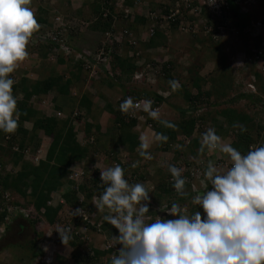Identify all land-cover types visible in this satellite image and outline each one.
Returning <instances> with one entry per match:
<instances>
[{
    "label": "trees",
    "instance_id": "16d2710c",
    "mask_svg": "<svg viewBox=\"0 0 264 264\" xmlns=\"http://www.w3.org/2000/svg\"><path fill=\"white\" fill-rule=\"evenodd\" d=\"M51 3L52 0H32L30 7L35 13V17L41 27L39 31L34 33L27 47H38L40 52H43L44 55H48L52 60H58L60 57H63L66 60H73L72 57L66 55L65 48L71 50L74 54L82 53V50H78L70 41L69 30L71 29V26L69 23H67L65 27H57L54 20L52 21L50 19L49 16L52 15L53 12L48 10L47 7ZM68 3L70 2L68 1ZM108 5L109 4H107V6ZM173 6L174 2L159 3V9L163 11L162 16L159 15V19H164L165 16L169 15L171 9L175 8ZM110 7L111 12L108 16H104L103 14L105 8L102 10L99 8L98 21L100 24L104 25L103 31L111 28L113 23L112 14L116 13L113 12L115 10L114 6ZM229 10L230 15L226 14L229 21L233 20V23L237 22V24L242 25V29H244L246 25L251 24L247 18H242L241 14L240 17L239 14L237 17L236 12H238L240 8L235 2L233 3V0H231ZM181 11L186 15L190 14L189 10L184 5L181 6ZM234 11L235 13H233ZM204 13V19L212 23L213 26L211 29L214 30H212L211 33H205V35L199 33V37L192 38L196 41H205L202 45L203 49L200 50H204V52L206 51L208 54L207 60L210 59L211 61H215L218 66L224 65V56L221 55H225L226 53L223 47L224 43H222V41H217L216 38L218 36H215L223 35L220 34L219 29H217L218 25L214 24L215 19L208 17L209 13L207 11H204ZM233 14H235V17ZM55 16L56 14L53 17L55 18ZM194 18H196V16H194ZM125 19L130 20L128 17H125ZM138 19L147 22V17L145 15L143 18L139 17ZM174 19L170 18L168 21L177 29L179 28L182 18L178 15V18ZM234 19H236V21H234ZM65 20L68 22V19ZM217 23H222L225 26L227 24L222 17L217 18ZM53 30H55L57 34L60 30L62 31L55 39L48 36L43 37V35H47L48 32ZM165 35L167 34L156 26L155 31L147 44L149 46H158L157 44H160V41H157V38L161 36L163 38L162 40H164V38H166ZM136 40L140 41V38L136 36ZM255 41L258 45H264L258 42L257 39H255ZM162 43L165 45L166 42L163 41ZM126 44L129 49H131L130 46L132 44ZM139 44L140 43H138V46ZM198 44L199 42H197V45ZM119 45L121 46L122 43L114 41L109 47L116 46L117 48ZM256 47L258 48V46ZM116 48H112L111 51L107 49L109 51L107 62L102 64V66L99 65V68L97 69L98 74L107 73L103 80L111 82V85L120 88L122 87V90L125 93L115 105L109 102L107 104L111 114L110 117L112 118V123L109 126L113 129L114 134L116 135L111 138L116 141L115 146L117 145L107 154L112 158L118 153L120 148L129 152L130 156L128 162L122 164L120 161H117L124 169V178L128 180L129 183L138 180L143 183L146 188L148 185L144 180L147 182L151 181L152 184H154L152 189L149 190V194L152 193L151 195L155 200L149 204L148 214L151 217V220H155L156 216L165 219H176L178 217L170 216L164 212L168 209V204L166 203L165 198L168 195H172L174 192L173 180H171L172 176L168 171V166L174 165L177 168L182 169V176L186 179V185L190 184V181L192 180L190 167L196 165L200 158L207 159V155H205V153L207 154V150H205L203 154L198 152L201 134L210 127L208 125L209 117L206 114H208L209 111L211 112V109L218 105L219 102L211 99V95L215 93L214 90H203L204 79L200 74L201 65L195 63L187 68L188 72L185 75H180L177 79L169 75L171 69L168 71L167 69L170 67H167V65L163 67L165 72L163 70L157 71V79H159L160 82L161 79L165 78L168 81H181L180 89L175 92L171 90L169 83L167 82L168 88L164 91L169 93L168 96L161 94L159 92L160 90L153 91L127 87L126 83L130 82V79L138 69V65H136L134 61L142 59V61L144 60L142 66H144L147 63L149 64V59H144L143 52L132 56H127L126 54L128 52H126L123 54L124 56H120L117 54V51L115 50ZM262 50V58L264 60V49ZM203 56V54L200 56V60H202ZM83 58V61L79 60L77 62L81 64L82 68H84L85 63H93L95 55L89 56L84 54ZM129 59L132 62L126 63L127 67H125L126 65L124 62ZM151 67L150 70L156 68L154 65ZM103 69L104 71H102ZM87 72L89 78L96 79L95 77H92L94 73L92 74L91 71ZM223 72V79L228 81L225 84H228L231 87L232 74L230 69ZM255 75L257 79L264 80L260 73H258V70H255ZM10 78L15 81L13 85L14 97L17 98L20 91H23L24 98L21 101H17L19 116L18 128L15 133L7 134L0 131V222H3L5 225L4 234L0 238V252L10 247L15 248L17 247L16 245H18L21 249L24 248L26 250L25 253L27 256L21 254L23 255L20 258L22 262H26L28 259L26 257H30V255L31 257L33 255L35 258L43 257L45 253L43 248L49 247L47 244L43 245L48 238L46 237V233L48 232L46 230L47 224V226L55 232L54 234L57 237L56 244L58 245V248L56 249L55 257L53 258L54 264H111V257L116 254L119 247H121L120 245H116L112 237L117 236L119 233L117 229L108 224L104 219L103 225H97L101 213L98 212L96 208H93V204L91 203L93 196H98L103 191V188L100 187L101 181L99 170L102 168H100V166L94 167L96 159L98 156H101L108 151L109 146L101 147V144H99L102 139L106 138V136H104V133L101 131L102 126L99 119H96L97 114L92 108L93 103L88 96V92L80 99V106L78 105L76 96L73 95L71 97V103L67 106V108L69 107L68 110L71 109L66 116L46 115L32 107L30 100L33 95L47 93L57 86H59L58 88L60 91L67 94L72 79L63 82V78L58 76L52 77V79L49 80H38L27 85L26 80L23 82V78L21 79V77L15 75L14 72L10 74ZM94 79L92 80V84L94 85L96 83L95 81L101 80V78H98L99 80ZM256 82V80H253V82L250 83L254 86ZM223 86L225 85L223 84ZM261 89L264 90V86ZM127 97H132L134 102L140 99L152 101L151 106L153 109H159L165 104L170 105L171 108L174 107V109L180 113V119L174 120L159 117L158 120L150 117L148 112H140V116L137 115V117H134L131 116L133 110H131L129 114H124L119 110V105ZM176 97L183 100L186 107L183 104L176 105L177 103L173 105L174 102H172L171 99ZM244 97H249L252 100L258 98L255 97L254 94L246 95V93H240L237 96V98ZM230 100L233 101V99ZM81 107L86 108L87 112H82L80 109ZM201 109H204L205 111L209 109V111H206L207 113H198ZM76 112H78L77 115H74ZM219 112L224 117L227 127H234V123L238 122L247 129L242 132L239 127H235L236 130L235 132L233 131L234 139L231 143L234 148L242 154H246L250 145L264 146V124H259V127L255 130L256 135H254L251 130L252 127L254 128V125H249L252 121L249 115L241 112L237 113L235 109L230 108L222 109ZM160 120H166L175 125V127H164L160 123ZM26 121H31L33 123L31 131L25 128L24 122ZM81 125H84L82 131H80ZM147 126L152 128L156 135L158 133H163L168 137L167 142L157 141L153 148L147 149V152L151 154L152 159H145L139 155L141 145L139 138L140 130ZM218 126L221 130H224L223 124ZM218 131H216V133L220 136ZM40 133L50 139L49 148L44 159H36L34 156H29V150L32 151L33 147L36 148L34 149L35 154H37L40 149L39 145H37L41 141V138L39 137ZM223 135L225 136L226 133H221V136ZM92 137L93 140H90ZM111 138L108 137V139ZM15 146L18 147V150L14 149ZM160 157L163 158V161H156ZM151 162H154V165H157L158 167V173L155 174L161 175L158 176V180H155V175L152 177L154 178V181L151 177H149L150 179H146L148 176L146 170L149 169H145V167ZM78 163L81 165L79 171H81L82 174L73 178L71 177L74 174L73 167ZM133 164L136 166L133 167ZM66 184L69 185V189L62 194L57 193V191H60ZM16 195L24 198L26 202L24 206L23 204L21 205L19 201L13 200V197ZM189 195L190 194L186 197L179 196L177 200L189 207V212L187 214L191 215L197 210L201 212L202 210L199 206L191 203L192 197H189ZM56 200H58L57 204H55ZM2 206L3 209L1 208ZM12 207L14 208L12 209ZM161 207L162 209H160ZM78 208H82L86 211L89 217L87 219H85L84 215L72 217V210ZM25 210L29 212L28 215L24 214ZM105 214L106 212L104 215ZM26 225L32 228L33 237L30 241L26 240L23 244L15 243L13 240H10L7 243L4 242L5 237L15 233L18 229L22 230L23 228H26ZM57 225L71 227L72 229V239L68 243V246L71 247V255H67V257L62 253V249L65 248V245L61 242L59 233L55 231ZM95 233L108 235L112 240L110 241L112 243L109 244L113 250L107 249L109 250L108 253V251L104 249L97 248L94 245L93 239Z\"/></svg>",
    "mask_w": 264,
    "mask_h": 264
},
{
    "label": "clouds",
    "instance_id": "9594fccd",
    "mask_svg": "<svg viewBox=\"0 0 264 264\" xmlns=\"http://www.w3.org/2000/svg\"><path fill=\"white\" fill-rule=\"evenodd\" d=\"M176 1L174 0L173 6L175 8L178 6ZM117 2L120 3L121 0H114V4L113 0H106V4H109L106 8L110 10V6L116 5L114 6L116 13H121L132 20L134 19L131 17L132 14L130 15V9H133V6L137 8L143 6L142 0H136L134 3L133 0H123L121 6ZM234 2L240 8L236 12L237 17L241 14L242 18L248 19L249 7L253 6L259 12L256 20L264 15V0L252 4L233 0ZM31 3L32 0H0V131L7 134L15 133L19 116L17 100L13 95L15 81L10 78V74L28 57L27 46L34 33L41 27L30 7ZM192 6L200 9L199 14L192 13L191 7H186L190 14L182 13L181 18L186 15L193 20V24L201 21L211 29L212 23L203 17L204 11H207L208 17L215 19L214 24L218 25L220 34L221 27L224 28V33L231 28L236 32H247L256 21L248 20L251 24L246 25L244 29L237 22L229 21L226 14L230 15L231 0H194ZM244 6H247V10ZM125 9H129V12L126 13ZM148 11V14L144 15L150 22L151 11ZM152 11L158 13L155 9ZM116 13L112 14V21L118 18ZM233 15L235 17V14ZM221 17L227 23L226 26L217 23V18ZM162 20L169 22L167 17ZM182 22L183 20L180 23ZM147 32L150 39V27ZM253 37L259 38V42L262 43V37L259 35ZM136 45L138 46V43ZM256 46L243 52L247 53L249 60L251 59L259 68V63L252 53ZM168 83L173 92L181 87L177 80H169ZM159 92L166 96L165 93ZM151 103L152 101H148L147 111L141 112H148L150 117L159 120L160 108L152 110ZM136 107L133 98L127 97L119 105V110L129 114ZM160 123L167 128L175 127L166 120H160ZM233 126L239 127L242 132L247 130L238 122ZM156 140L167 142L168 137L158 133ZM147 148L148 145L142 142L139 155L145 159H152ZM205 150L210 153L219 151L226 154L230 160V167L220 172L209 160L204 175L199 177L201 181L206 179L205 181L211 185V190L208 188L202 195L197 194L191 199L193 205L203 209V218L198 210L191 215L187 214L189 207L176 200L168 205L169 208L164 212L178 218L165 219L156 216L155 220H151L147 215L150 204L149 191L143 183L130 184L124 178V169L117 161L113 162L114 166L99 169L100 187L103 191L93 197V204L98 212H106L103 219L118 230L119 234L112 239L116 245L121 246L111 257V264H264V146L250 145L247 153L242 154L231 144L222 142L215 128L209 127L201 134L198 152L203 154ZM122 159L120 157V162L125 163L126 161L123 162ZM135 166L134 164L133 167ZM94 167H97V164ZM168 171L171 173L176 193L186 197L188 193L185 191L186 179L182 176V169L169 165ZM83 211L82 208L74 209L71 215L82 216ZM55 231L59 233L61 242L67 246L72 239L71 227L57 225ZM43 250L44 256H51V264H54L55 253L52 249L46 247ZM43 257L35 258L36 262L40 261L37 264H48L41 261Z\"/></svg>",
    "mask_w": 264,
    "mask_h": 264
},
{
    "label": "rangeland",
    "instance_id": "374dc122",
    "mask_svg": "<svg viewBox=\"0 0 264 264\" xmlns=\"http://www.w3.org/2000/svg\"><path fill=\"white\" fill-rule=\"evenodd\" d=\"M135 1L136 0H133V3ZM142 2H143L142 3L143 6H139L138 8L133 6V9H130V15L132 14L131 17L134 20L130 19L128 21L131 23V29H132L131 31L133 33L132 37L135 38L136 37L135 32L136 31L139 32L138 30L141 29L140 36L143 37L144 40L141 38L142 41L140 40L138 43H141V42H144V43L139 44V46H137V45L132 46L130 44L131 45L130 46L131 51L129 52V55L130 56L131 55H137V52H139V54H140L143 52L142 50H144V52L142 53L144 55L143 57H144V59H149V64L147 63L144 66H142V63L144 62V60L142 61V59H137L136 61H134L136 63V65H138V69L135 72V74L132 76V78L130 79V82L126 83L127 87H133V88L135 87L137 89H147V90H153V91L160 90L162 93H165V95L168 96L169 93L167 91L166 92L164 91L168 88V86H167L168 80L165 78V79H161V82H160L159 79H157V71H162L163 67H165V65H167V67H170L167 70L169 71L171 69L169 75L172 76L173 78L177 79V77H179L180 75L183 76L188 72L187 68L191 64L195 63L197 65H201L200 74L202 75V77L204 79L203 80V82H204L203 90L204 91L214 90L215 93L213 95H211V99L219 102L218 105H216L215 107H213L211 109V112L209 111V109L206 110V111L210 112V114H209V112H208V114H206L209 117L208 125L212 128H215V130L218 131L220 129L218 125L223 124L224 130L220 129L218 132L220 134V137L222 138V142L231 144L233 139H234L233 133L235 132L236 128L235 127H227V124L225 123V119L219 111H221L222 109H226V108L235 109L237 111V113L241 112V113H245V114L250 116L252 121L249 123V125L250 126L254 125V128L252 127L251 130L254 133V135H256L255 130L259 127V124H264V107H263V105H264V90L261 89L264 86V80L263 79H257V77L255 75V70H258V73H260L262 78H264V75H263L264 69H261L260 67L257 68L256 66H254L255 64L253 61H251V59L249 60L248 54L243 52L246 49L250 50L251 47L256 46L255 45L256 44L255 39H257L258 42L260 41L259 38L254 39L253 36H255V34L253 32H248L249 30H252V29L251 28L248 29L247 32H244V31H237L236 32V31H234V28H231L230 31L224 33L223 36L215 35V36H218L216 38L217 41H222V43H224L223 47H224V50L226 52L225 55L221 54L222 56H224V65L218 66V64L215 61H211L210 59L207 60L208 54L206 53V51L204 52V50L203 51L200 50V49H203L202 45H203V42H205V41L204 40L203 41H200V40L196 41L195 39L192 38V37H199L201 33L203 35H205V33H209V32L211 33V29L209 27H206L205 24H202L201 21H200V23L198 22V23L193 24V20L189 17H186V15L184 18L182 17L183 22L180 23V26L177 29H176V27L172 26L171 23L166 22L164 20L162 21V23H159L157 27L161 31H163L165 34H167V35H165L166 38H164V40H162L163 38L160 36L157 38V41H160V44L159 43L157 44L158 46H149L147 44L149 41V38L147 35H144V31H149V27L151 29L153 27L154 23H153V21L149 22V20H147V22H146V21L140 20L138 18L139 17L143 18L144 14H146V13L148 14V12H149L148 10L153 12L152 11L153 9H155L158 12L157 13L158 15L162 16L163 11H161L159 9V3L160 2L173 3L174 0H151V1L142 0ZM249 9H250V11L248 13V20L250 22H253L256 20V18L259 17V12L255 8V6L249 7ZM180 18H181V15H180ZM138 24H139V26L143 25L144 28L142 29L141 27L138 26ZM230 25H232V24H230ZM232 27H233V25H232ZM127 28H130V26H128ZM115 32H116V34H120L116 30H115ZM249 33H251V34H249ZM220 37H222V38H220ZM163 41L166 42L165 45H164V43H162ZM197 42H199L198 45H197ZM119 47H121V46L119 45L117 48H119ZM115 48H116V46H115ZM198 54H200V55H198ZM202 54L204 56H203L202 60H200V56ZM153 65L156 68H153V70H150V68H152L151 66H153ZM228 69H230L231 74H232L231 87L228 84L227 85L225 84L228 81L223 79V76H222L224 73L223 71H228ZM168 71H167V73H168ZM259 71H261L262 73ZM141 73L144 75L143 78L141 76ZM99 74H101V73H99ZM99 74H98V70H97L96 76H98ZM225 74H224V76H225ZM101 75H103V74H101ZM96 79H98V78H96ZM253 80L257 81L256 84L254 83L255 84L254 86H252L250 83V82H253ZM223 84L225 86H223ZM105 87H107V86H105ZM115 87L117 88V86H115ZM121 89H122V87H121ZM97 90H98V88L93 86V92H95ZM119 93L122 94L123 92L120 91V89H119ZM240 93H246V95L254 94L255 97H258L260 99L257 98V99L252 100L249 97L248 98L247 97L237 98V96ZM122 96H120V97H122ZM106 99H111V96H109ZM230 99H233V101H231ZM100 101L103 102V105H105V108H106L107 103L105 102L106 101L105 98L101 99ZM171 101L174 102L173 105H175V103H177L176 105L183 104L186 107V104L183 103L184 101L178 97L171 99ZM161 107L162 108L158 110L159 117H163L166 119H174V120L180 119V113H178L174 109V107L171 108L170 105H166V104L161 106ZM80 109L82 112H86L85 109L83 110L82 107ZM206 111L204 109H201L198 111V113H205ZM83 128H84V125H81L80 131H82ZM109 129H110V131L113 132V133L109 134V138L115 137L116 135L114 134L113 129L110 126H109ZM221 133H223V134L226 133V135L221 136ZM187 142H188V140H187ZM110 143H111V145H110ZM115 143H116V141L113 138L108 139V137H106V138L102 139V141L99 143V144H101L100 146L101 147L102 146L103 147L109 146V147H108V151H106L101 156H98V158L96 159L97 166H100V168H107L110 166H114V163H112V162L120 161V157L125 158V161L128 162V158L130 156L129 152H127L121 148L119 149L120 151L118 150V153L112 158L107 154L108 152L111 151V149L113 147L117 146V145L115 146ZM33 144H34V142H33ZM37 145H39V148L41 149V147L44 146V140L42 139V141H40V143ZM34 149H36V148L33 147L32 151L29 150V153H30L29 156H32V154L36 155L34 152ZM205 155L209 156V157L206 156L207 159H206V164H205L206 167L205 168H207V163L209 160H211L214 163V165L217 166L218 171H220V172L227 170V168L229 167L228 165L230 164V160L226 154L220 153L219 151L211 152V153L207 151V154L205 153ZM200 159H203V158H200ZM156 161L162 162L163 158L160 157ZM154 164H155L154 162H151L147 167H145V169L146 168L149 169V170H146L148 173V176L146 177V179L147 178L150 179L149 177H151V179H153V181H154V178H152V177L156 173H158V167H157V165H154ZM80 166L81 165L79 163L74 165L73 171L76 173L79 170ZM158 176H161V175H155L154 176L155 180H158ZM144 181L148 185V187H147L148 191L151 190L154 184H152L151 181H148V182L146 180H144ZM137 182H139V181L135 180L133 182H130V184L137 183ZM202 183H203V181H201V178H198V180L197 179L194 180V178H192V180L190 181V184L185 185V191L188 194H190L189 197L190 196L193 197V196L197 195L194 189H197V186L201 187ZM66 186H67V190H68L69 185L66 184ZM67 190L57 191V193L62 194V192H66ZM151 194H149L150 203H152L154 200L153 199L154 197ZM179 196L180 195H178L176 193V191L174 190L172 195H168L165 198V200H167L166 203L168 205H170L171 203L176 201ZM170 198H172V199L170 201H168ZM13 200L19 201L21 205L23 204V206H24V204H26L24 198H22L18 195L13 197ZM57 202H58V200H56L55 204H57ZM91 203L93 204V199H91ZM18 207H20V206H18ZM90 207H91V205H90ZM1 208L3 209V206ZM13 208L14 207H12V209ZM93 208H96L94 206V204H93ZM160 209H162V207ZM28 213L29 212L27 210H25L24 214L26 215ZM147 215L149 216V214H147ZM103 216H104V213H101V215L99 216L100 219L97 222L98 226L100 224L103 225ZM26 226H27L26 228H23L22 230L18 229L15 231V233L11 234L10 236L5 237L4 242L7 243L10 240L11 241L13 240V242H15V243L23 244L24 241H26V240L30 241L33 237L32 228L29 227L28 225H26ZM46 230L48 232L46 233L47 236L46 235L45 236L48 238H47V241L44 242L43 245H45V244H47V246L49 245L50 249H52V251L56 254V249L58 248V245L56 244V238L57 237L54 234L55 232L53 230H51V228L49 226H47V224H46ZM93 239H94V245L97 248L104 249V250L108 251V253H109V250H107V249H112L110 244H109V243H112V242H110L112 240L108 235L95 233L93 235ZM1 243H2V241H1ZM16 246L17 247H15V248L10 247V248L4 249L0 252V264H37L40 262V261L36 262L35 257H33V255H32V257H31V255H30V257L29 256L26 257V258H28L26 262H22V260H20V258L23 255H21V254L26 255V253H25L26 250L24 248L21 249V247L18 245H16ZM62 253L67 257V255H69L71 253V247L68 245L67 246L65 245V248L62 249Z\"/></svg>",
    "mask_w": 264,
    "mask_h": 264
},
{
    "label": "crops",
    "instance_id": "0c3cea01",
    "mask_svg": "<svg viewBox=\"0 0 264 264\" xmlns=\"http://www.w3.org/2000/svg\"><path fill=\"white\" fill-rule=\"evenodd\" d=\"M68 1L70 3H68ZM106 7V0H52V3L47 7V9L53 12V14L49 16L52 21L54 20L53 16L55 14L64 15L65 19H68L67 23H69L71 26V29L69 30V37L70 41L73 43V46H75L78 50H82L81 52L85 55L94 56L100 51L102 47L104 48V44H106L105 48L109 49L111 39L113 40L117 36L115 30L117 32H119V30L125 29H128L130 32L132 30L131 23L126 20L121 13H116L118 18L116 20L113 19L112 24L114 26H111V28L103 31L104 25L100 24L98 21L99 8H101V10L105 8V13L107 10ZM114 9L115 10L113 12L117 11L116 8ZM128 26H130V28H127ZM139 27L142 29L144 28L143 25H140ZM138 31L139 32L136 31L138 34L135 32L136 36L140 37V39L143 38L140 36L141 29ZM147 34L148 32L144 31V35ZM126 43H128V38H124V42H122L121 47L115 49L118 55L124 56L123 54L128 52L126 55L130 56L129 52L131 50ZM27 51L29 53L28 57L19 65L16 71H14L15 75L20 76L21 79L23 78V82L26 80L27 85L38 80H49L52 79V77L58 76L63 78V82L72 79L69 92L67 94L60 91L58 88L59 86L48 91L47 93L34 94L30 100L32 107L45 113L46 115H56L58 111H61L66 116L69 113L68 111L71 109L70 108L68 110L69 107L67 108V106L71 103V97L75 95L78 100V105L80 106V99L85 93L88 92V96L93 103L92 108L97 114L96 119H99V122L102 126L101 131L104 133V136L109 137V134L113 133L109 129V125L112 123V118L110 117L111 114L109 112L108 106L106 105L105 108V105H103V102L100 100L105 98V102L107 104L109 102L115 105L125 95V93L120 87L116 88L114 87L115 85L110 84L111 82L103 80L107 73L103 75L99 74L98 76L93 75L95 78H101L100 81H95L96 83L94 85L92 84V80L94 78H89L87 70L82 68L81 64L75 62L74 60H66L63 57H60L58 60H52L50 57H48V55H44L43 52H40L38 47L33 46L27 47ZM130 62V59L124 62L126 65L125 67H127L126 63ZM102 71H104V69ZM92 85L97 87L98 90L93 92ZM119 89L123 92L122 94L119 93ZM109 96H111V99H106ZM23 98L24 93L23 91H20L16 99L17 101H21ZM82 108L87 112L86 108ZM161 108L162 107H160V109ZM17 110L19 113L18 108ZM24 126L31 131L33 128V123L31 121H26L24 122ZM156 136L157 135L152 128L145 127L140 132L139 138L141 143L143 142L148 145L147 149H149L153 148L156 144ZM39 137L41 138V141L42 139L44 140V146L38 150L36 155L32 156L44 159L49 148L50 139L49 137H45L42 133H40ZM65 190H67L66 185H64L60 191Z\"/></svg>",
    "mask_w": 264,
    "mask_h": 264
},
{
    "label": "built area",
    "instance_id": "2783aa9c",
    "mask_svg": "<svg viewBox=\"0 0 264 264\" xmlns=\"http://www.w3.org/2000/svg\"><path fill=\"white\" fill-rule=\"evenodd\" d=\"M178 1V6L175 8V9H171V13L169 15H167V19H176L178 18V15H181L182 14V11H181V4L183 3L185 5V7H191V12H195L197 14H199V8L197 7H194L192 6V3L194 0H177ZM238 1L239 3H242L243 1L247 4H252V3H257L258 0H236ZM123 0H121V2H117L118 5H122L123 3ZM110 3V2H108ZM227 3V1H226ZM245 9L247 10V6H244ZM199 9V10H198ZM109 9L107 8L106 12L104 13V16H108L109 15ZM125 12L128 13L129 12V9H125ZM149 18H151V20L154 22L153 24V27L150 29V36L153 35L154 31H155V28H156V25L157 23H162V19H159L160 17L158 16L157 13L155 12H150L149 13ZM174 19V20H175ZM54 22L57 24V27L58 26H64L67 24L66 20H65V17L61 14H57L54 18ZM224 28L221 27V34L224 33ZM253 33L255 35H259L260 37L263 38V41H262V44H264V15H262L259 19H257L254 23H253V26L251 27ZM62 30L59 31V33L57 34L55 32V30L53 31H50L47 33V35H43V37H52L53 39L56 38V36H58L60 34ZM118 33L120 34H117V36L115 37V39H111V43L113 44L114 41H118V42H124V38H128V43L129 44H132V45H136L138 43V41L136 40V37L133 38L132 37V32H130L129 30L125 29V30H120ZM110 43V44H111ZM106 44H104V48L102 47L100 49V51L98 53L95 54V58H94V62L93 63H85L84 64V68L87 70V71H91V73L93 75H96V71L97 69L99 68V65L102 66V64L106 63L107 62V59H108V52L112 50V48H115V47H109V51L107 50V48H105ZM110 46V45H109ZM63 47V46H62ZM65 48V47H64ZM264 49V45H263V48H253V55H254V58L255 60L259 63V67L261 69H264V60L262 58V55H263V50ZM66 55L68 57H73L75 61H79V60H84L83 58V55L82 53H72L71 50H68L66 49ZM137 54H139V52H137ZM141 76L142 78L144 77V75L141 73ZM147 102L148 100L146 99H140V100H137L135 103L137 104V107L135 109H133V113L131 114V116H134L136 117L138 114H140L139 112L141 111H147L146 108L148 107L147 105ZM151 109H152V106H150ZM153 110V109H152ZM78 112H76L74 115H77ZM58 115H63L62 112H58ZM90 140H93V137L90 139ZM89 140V141H90ZM15 150H18V147L15 146L14 147ZM39 157H37L36 159H38ZM122 161L124 162L125 161V158L122 159ZM1 163V161H0ZM1 165V164H0ZM134 165V164H133ZM1 167V166H0ZM230 167V165H229ZM80 170V169H79ZM77 171L76 173L74 172V174L71 176L73 178L75 177H78L79 175L82 174L81 171ZM204 171H205V160L204 159H200L196 165H193V167H190V173H191V176L193 178H199L201 175H204ZM173 180V179H171ZM203 183L201 184V187L200 186H197V189H194L196 194H203L205 192L206 189L209 188V190H211V185L210 183H208L207 181L205 180H202ZM169 208V207H168ZM202 211H201V215L202 217L204 216V213H203V209L200 208ZM167 211V210H166ZM28 215V214H26ZM82 215L85 216V219H87L89 217L88 213L86 211H83ZM101 225V224H100ZM99 225V226H100ZM5 230V225L3 222H0V238L2 237V235L4 234ZM40 258V257H39ZM42 262H46L48 264H51L52 262V257L51 256H44L42 259H41Z\"/></svg>",
    "mask_w": 264,
    "mask_h": 264
}]
</instances>
